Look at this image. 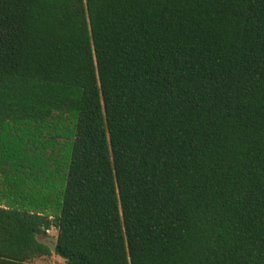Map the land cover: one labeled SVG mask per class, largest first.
<instances>
[{"label":"trees","instance_id":"obj_1","mask_svg":"<svg viewBox=\"0 0 264 264\" xmlns=\"http://www.w3.org/2000/svg\"><path fill=\"white\" fill-rule=\"evenodd\" d=\"M52 228L66 264H264V0H0V264Z\"/></svg>","mask_w":264,"mask_h":264},{"label":"rangeland","instance_id":"obj_2","mask_svg":"<svg viewBox=\"0 0 264 264\" xmlns=\"http://www.w3.org/2000/svg\"><path fill=\"white\" fill-rule=\"evenodd\" d=\"M60 130L47 129L42 137L47 145L46 154L39 161L37 168L42 169L45 174H53L56 177H63L66 161V152L71 138L70 130L60 127ZM58 237V231L55 228L47 231L45 235L38 237V241L47 245L52 250V255L46 258L35 260L34 264H66L65 260L57 256L54 252V246Z\"/></svg>","mask_w":264,"mask_h":264},{"label":"water","instance_id":"obj_3","mask_svg":"<svg viewBox=\"0 0 264 264\" xmlns=\"http://www.w3.org/2000/svg\"><path fill=\"white\" fill-rule=\"evenodd\" d=\"M54 249H55V246H54Z\"/></svg>","mask_w":264,"mask_h":264}]
</instances>
